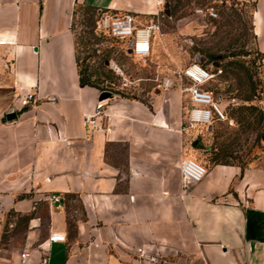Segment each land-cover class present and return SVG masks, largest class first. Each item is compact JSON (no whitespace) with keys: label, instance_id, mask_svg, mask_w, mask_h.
<instances>
[{"label":"crops","instance_id":"0c3cea01","mask_svg":"<svg viewBox=\"0 0 264 264\" xmlns=\"http://www.w3.org/2000/svg\"><path fill=\"white\" fill-rule=\"evenodd\" d=\"M157 1L0 0V212L32 214L0 264H22V252L23 264H264V167L205 166L183 187L180 91L100 99L79 83L75 8L144 24L163 11ZM252 30L264 55V0ZM27 91L35 100L22 106Z\"/></svg>","mask_w":264,"mask_h":264},{"label":"rangeland","instance_id":"374dc122","mask_svg":"<svg viewBox=\"0 0 264 264\" xmlns=\"http://www.w3.org/2000/svg\"><path fill=\"white\" fill-rule=\"evenodd\" d=\"M255 2L165 0L172 5V14L168 8V13L164 8L160 13V32L146 58L128 53L125 40L99 33L94 29L97 13L77 6L72 28L79 66L105 95L144 101L173 89L182 94L186 109L190 102L183 88L189 81L183 70L200 63L215 73L204 87L212 91L222 116L193 128L182 110V125L190 128L186 157L206 167L215 155L242 167H264V56L252 30ZM197 7H213L217 16H201ZM27 221L25 214L13 209L0 212V248L20 249Z\"/></svg>","mask_w":264,"mask_h":264},{"label":"built area","instance_id":"2783aa9c","mask_svg":"<svg viewBox=\"0 0 264 264\" xmlns=\"http://www.w3.org/2000/svg\"><path fill=\"white\" fill-rule=\"evenodd\" d=\"M158 4L164 6L165 0H158ZM195 12L201 16L214 18L217 12L213 7H197ZM118 39L126 41L128 53L136 57H146L150 53V47L154 37L160 32L159 15L148 23H140L135 15L123 13L120 15H111L104 10L97 11L96 30ZM184 76L189 83L184 86L183 91L187 93L190 106L187 113V121L190 127L198 125H208L214 117L222 116L221 110L214 101L213 93L204 87L211 81L215 73L208 70L198 62H193L183 70ZM167 86L168 83H165ZM22 87H20L21 89ZM35 100L34 93L27 91L21 97V105L29 106ZM98 109L102 107V102L97 104ZM85 120L92 126H96L94 115H85ZM206 167L203 164L191 158H184L179 165V172L183 187L189 182H199L206 174ZM51 199L58 201L56 195H51ZM50 242H63L65 235L61 232H51ZM140 255L144 254L141 247L137 248ZM26 252L21 253V262H25Z\"/></svg>","mask_w":264,"mask_h":264},{"label":"trees","instance_id":"16d2710c","mask_svg":"<svg viewBox=\"0 0 264 264\" xmlns=\"http://www.w3.org/2000/svg\"><path fill=\"white\" fill-rule=\"evenodd\" d=\"M88 9L90 10H93L92 8L90 7H87ZM168 10L170 12V14H172V5H170V3H168ZM95 11V10H94ZM97 13V11H95ZM96 18H97V14H96V17H95V20H94V29H96ZM103 35H106L102 32H99ZM108 36V35H107ZM110 37V36H108ZM112 38V37H110ZM112 39H115V38H112ZM115 40H118V39H115ZM260 52V51H259ZM261 54V57H263L264 55L260 52ZM77 65H78V75H79V83L80 85H91V86H94V87H97L96 85H94L91 81H90V77H89V74L87 73V69L86 68H81L79 66V63H78V60H77ZM98 88V87H97ZM208 89V88H207ZM209 90V89H208ZM211 91V90H210ZM212 92V91H211ZM249 97H246V99H248ZM232 164L231 162L227 161V160H222V158L218 157V155H215L213 157V164ZM26 215V218L29 219L31 217L32 214H25Z\"/></svg>","mask_w":264,"mask_h":264},{"label":"water","instance_id":"95a60500","mask_svg":"<svg viewBox=\"0 0 264 264\" xmlns=\"http://www.w3.org/2000/svg\"><path fill=\"white\" fill-rule=\"evenodd\" d=\"M167 8H168V3H165V5H164V9H165L166 13H168ZM105 96H106L105 94L101 95L100 99L104 98ZM15 116H16V115H15V112H12V111H11V112L6 113V118H7V120L14 119ZM195 144H196V141H194V142L192 143V145H195Z\"/></svg>","mask_w":264,"mask_h":264}]
</instances>
